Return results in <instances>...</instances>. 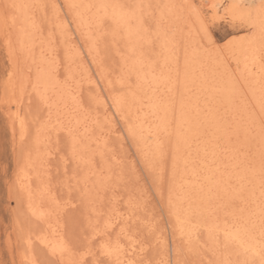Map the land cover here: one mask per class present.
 I'll return each mask as SVG.
<instances>
[{"label":"snow or ice","instance_id":"obj_1","mask_svg":"<svg viewBox=\"0 0 264 264\" xmlns=\"http://www.w3.org/2000/svg\"><path fill=\"white\" fill-rule=\"evenodd\" d=\"M0 51V264H264V0H6Z\"/></svg>","mask_w":264,"mask_h":264},{"label":"rangeland","instance_id":"obj_2","mask_svg":"<svg viewBox=\"0 0 264 264\" xmlns=\"http://www.w3.org/2000/svg\"><path fill=\"white\" fill-rule=\"evenodd\" d=\"M221 5H226L230 0H216ZM258 2V0H256ZM236 33V30L226 21L218 20L213 33L214 39L218 43H224L228 38H231ZM4 67V54L0 51V75H2V70ZM3 96V89L0 88V97ZM5 107L0 104V259L5 261H10L12 259L11 253L7 251L6 241L7 234L11 230L12 225V214L9 210V192H8V180L14 178L15 172V162L12 157L11 147H12V132L11 128L8 126V122L5 117ZM117 127L122 129L123 126L120 121H116ZM124 135V134H123ZM125 136V135H124ZM124 148L128 154L129 159L135 161L139 159L136 152V148L133 141L125 136ZM9 166V171L7 177L4 175V165ZM144 175H147L144 173ZM150 178L148 183H150ZM155 212L158 218L161 220V224L164 227V235L170 239L171 244V258L175 259V240L171 239V231L173 221L168 214L167 203L164 200L153 201ZM14 206V205H13ZM18 259V257H17Z\"/></svg>","mask_w":264,"mask_h":264},{"label":"bare ground","instance_id":"obj_3","mask_svg":"<svg viewBox=\"0 0 264 264\" xmlns=\"http://www.w3.org/2000/svg\"><path fill=\"white\" fill-rule=\"evenodd\" d=\"M4 2H6V0H0V4H2V3H4ZM58 2L59 3H61V4H63V3H65L66 2V0H58ZM209 2H215V3H219V2H217L216 0H209ZM232 2V0H230V2L229 3H231ZM257 2V1H256ZM220 4V3H219ZM223 14V13H222ZM68 19L70 20L71 19V17L69 16L68 17ZM71 27L73 28V29H75V24L73 23V24H71ZM229 39H232V37L231 38H228V40ZM226 42V41H225ZM79 43H83L82 41H80ZM85 51H86V49H85ZM221 71H223L222 69H221ZM109 113H110V115L114 118V120H115V128H116V131H117V134L118 135H125L126 137H127V135H126V127H125V125H124V122L120 119V117H119V115L115 112V109L114 108H112V109H110L109 110ZM116 121H120L121 122V124H122V126H123V128L122 129H119L118 127H117V123H116ZM123 135V136H124ZM128 138H130V137H128ZM131 139V138H130ZM132 140V139H131ZM133 144H134V142H133ZM134 146H135V144H134ZM135 148H136V146H135ZM165 236V235H164ZM165 238H167V236H165ZM175 258V257H174Z\"/></svg>","mask_w":264,"mask_h":264}]
</instances>
